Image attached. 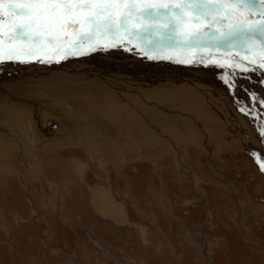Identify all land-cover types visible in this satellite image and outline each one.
<instances>
[{
  "label": "rangeland",
  "instance_id": "obj_1",
  "mask_svg": "<svg viewBox=\"0 0 264 264\" xmlns=\"http://www.w3.org/2000/svg\"><path fill=\"white\" fill-rule=\"evenodd\" d=\"M50 7L0 5V264H264V0Z\"/></svg>",
  "mask_w": 264,
  "mask_h": 264
},
{
  "label": "snow or ice",
  "instance_id": "obj_2",
  "mask_svg": "<svg viewBox=\"0 0 264 264\" xmlns=\"http://www.w3.org/2000/svg\"><path fill=\"white\" fill-rule=\"evenodd\" d=\"M24 3L28 5H48L51 6L48 11L51 14H54L56 12V7L59 5L64 4H70V3H88V2H97V0H0V5H4L5 3ZM101 2H111V0H101ZM182 4L184 5H195V8H182L181 11L189 10V11H196L199 12L201 15H207V5L209 3V0H181ZM237 2H243V0H237ZM15 14L21 15V16H31L33 14L32 8L27 9H21V10H12ZM26 32H21L19 35L24 36L26 35ZM2 59H0V63H2ZM229 76L231 77L232 74L229 73ZM227 86V84H226ZM262 141H264V135L261 137ZM261 160L264 161V154L261 155ZM262 170H264V163L261 165Z\"/></svg>",
  "mask_w": 264,
  "mask_h": 264
},
{
  "label": "bare ground",
  "instance_id": "obj_3",
  "mask_svg": "<svg viewBox=\"0 0 264 264\" xmlns=\"http://www.w3.org/2000/svg\"><path fill=\"white\" fill-rule=\"evenodd\" d=\"M20 98H22V97H20ZM20 98H16V99H20ZM3 98H0V100H2ZM8 100H10L9 98H7ZM13 100H14V98H12ZM11 99V100H12ZM15 99V100H16ZM4 100L5 99H3L2 101H0V103H2V102H4ZM22 101H24L25 103H27L26 101H28L29 103H30V101H31V99H29V98H22L21 99ZM7 101V100H6ZM5 101V102H6ZM12 102V101H11ZM14 102V101H13ZM32 102V105H34V106H36L37 105V103L36 102H33V101H31ZM20 103H22V102H20ZM29 103H28V105H29ZM7 104H8V102H7ZM11 104V103H10ZM13 104V103H12ZM11 104V106H14V105H12ZM19 105H21V104H19ZM31 105V104H30ZM16 106H18V105H16ZM37 108V107H36ZM16 109V108H15ZM12 115V114H11ZM93 131L94 132H96V130H94L93 129ZM93 131H91V133L89 134V135H91L90 137H88V138H94V136H93ZM95 134V133H94ZM88 135V134H87ZM87 138V139H88ZM90 140V139H89ZM94 140V139H93ZM88 142V141H87ZM72 164V163H71ZM70 164V165H71ZM73 167H72V174L74 175V176H78V174L80 173V170H81V167H80V165L77 163V162H74L73 164ZM78 183V180L76 181V184ZM98 187V186H97ZM111 187V186H110ZM100 189V190H99ZM98 189V191L99 192H95V191H93V192H91L90 193V195H89V198H91L92 200H93V202L96 204L97 202H98V205H102V207L104 208V211H106L108 214H110V215H112V214H114V215H117V217H121L122 218V214L120 213V211L117 209V206H118V204L116 203V201L114 200V198L112 197L113 195V193H110V192H108L106 189H104V187L103 188H99ZM121 197V196H120ZM104 201V203H111V204H114L115 205V207H116V212L113 210V209H110L109 207H107L106 205H104V204H102L101 202H103ZM115 212V213H114Z\"/></svg>",
  "mask_w": 264,
  "mask_h": 264
}]
</instances>
